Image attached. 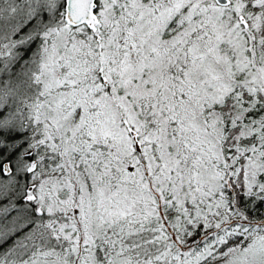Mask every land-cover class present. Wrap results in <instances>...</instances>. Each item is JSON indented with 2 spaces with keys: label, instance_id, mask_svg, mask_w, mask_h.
Listing matches in <instances>:
<instances>
[{
  "label": "snow or ice",
  "instance_id": "1",
  "mask_svg": "<svg viewBox=\"0 0 264 264\" xmlns=\"http://www.w3.org/2000/svg\"><path fill=\"white\" fill-rule=\"evenodd\" d=\"M0 264H264V0H0Z\"/></svg>",
  "mask_w": 264,
  "mask_h": 264
}]
</instances>
